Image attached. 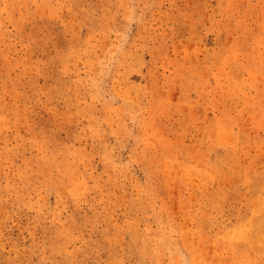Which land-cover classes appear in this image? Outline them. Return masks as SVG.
<instances>
[{
	"label": "rangeland",
	"instance_id": "1",
	"mask_svg": "<svg viewBox=\"0 0 264 264\" xmlns=\"http://www.w3.org/2000/svg\"><path fill=\"white\" fill-rule=\"evenodd\" d=\"M0 264H264V0H0Z\"/></svg>",
	"mask_w": 264,
	"mask_h": 264
}]
</instances>
